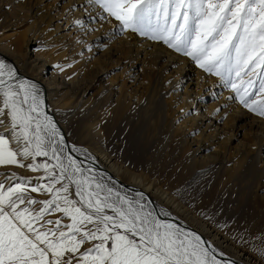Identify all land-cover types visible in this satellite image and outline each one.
Returning <instances> with one entry per match:
<instances>
[{
    "label": "bare ground",
    "instance_id": "1",
    "mask_svg": "<svg viewBox=\"0 0 264 264\" xmlns=\"http://www.w3.org/2000/svg\"><path fill=\"white\" fill-rule=\"evenodd\" d=\"M98 11L87 0H0V59L40 87L70 144L74 134L103 141V129L116 127L118 165L104 145L76 146L125 190L143 191L186 228L238 218L235 203L242 204L241 219L256 218L264 201V120L187 57L118 33L117 23ZM58 71L72 74L64 79ZM199 234L226 254L234 249L213 226ZM236 252L237 264H262L246 249Z\"/></svg>",
    "mask_w": 264,
    "mask_h": 264
},
{
    "label": "snow or ice",
    "instance_id": "2",
    "mask_svg": "<svg viewBox=\"0 0 264 264\" xmlns=\"http://www.w3.org/2000/svg\"><path fill=\"white\" fill-rule=\"evenodd\" d=\"M87 4L100 19H113L118 33L187 57L229 99L264 117V0ZM0 129V264H237L146 193L125 190L98 169L48 114L40 87L4 59ZM13 166L39 175L19 176Z\"/></svg>",
    "mask_w": 264,
    "mask_h": 264
},
{
    "label": "rangeland",
    "instance_id": "3",
    "mask_svg": "<svg viewBox=\"0 0 264 264\" xmlns=\"http://www.w3.org/2000/svg\"><path fill=\"white\" fill-rule=\"evenodd\" d=\"M5 5H7V3ZM23 16H24L23 19L26 20L25 14ZM71 74H72V72H70V71H68L66 73L58 71L57 76H61L64 79H67L71 76ZM258 117L262 118L264 120V117H260V116H258ZM103 131H105L103 141L99 140L98 136H93V138L91 136H88V137H85L86 139L85 138L80 139L76 134H74L72 136V142L75 145H79V146L84 145L93 151H98V149L96 147L104 145L103 149L106 151L107 155L111 154V157L114 159L113 161L114 162L116 161V163L118 165V162H119L118 144L115 142V140H117V128L116 127H110L108 129L104 128ZM97 140H99V141H97ZM212 146H213V144H212ZM14 168H15L14 166L11 167L10 171H15ZM17 169H20V168H17ZM0 170H3V169H0ZM15 172L19 176L36 177L39 175V173H32L26 168L20 169V172H17V171H15ZM260 194L264 198V189L261 191ZM32 195L37 196L38 194L34 193ZM240 202L242 203V200ZM241 205L242 204H240V203H235L233 205V208L235 207V209H236V217H238L240 219H238V218H236V219H220V220L218 219V220H212V221L200 220V222H191L192 224L190 222H186V223L188 225H190L191 228L194 229L197 233L199 231L201 233H203L205 230V227L208 225L213 226L217 230L219 229L222 233H225L226 235H228L230 237L231 242L234 246L233 251L235 253H237L236 251H238L240 249H246L253 254V258L257 259L258 261H260V263L262 262V264H263L264 263V256H262L260 254V249H264V201L261 203V207H259V209L255 211L256 218H253L252 220L251 219H241L242 218L241 212H240V207H242ZM193 223H198V224L195 225ZM233 251L231 250L230 253L228 252V254H226L228 258L233 259L234 257H236V255ZM241 263H244V262L241 261Z\"/></svg>",
    "mask_w": 264,
    "mask_h": 264
},
{
    "label": "water",
    "instance_id": "4",
    "mask_svg": "<svg viewBox=\"0 0 264 264\" xmlns=\"http://www.w3.org/2000/svg\"><path fill=\"white\" fill-rule=\"evenodd\" d=\"M117 180H119V181H120V179H117Z\"/></svg>",
    "mask_w": 264,
    "mask_h": 264
}]
</instances>
